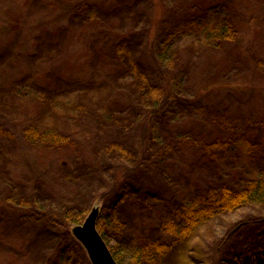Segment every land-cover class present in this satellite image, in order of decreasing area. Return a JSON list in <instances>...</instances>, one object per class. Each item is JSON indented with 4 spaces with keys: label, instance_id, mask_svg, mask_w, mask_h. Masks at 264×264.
I'll return each mask as SVG.
<instances>
[{
    "label": "rangeland",
    "instance_id": "rangeland-1",
    "mask_svg": "<svg viewBox=\"0 0 264 264\" xmlns=\"http://www.w3.org/2000/svg\"><path fill=\"white\" fill-rule=\"evenodd\" d=\"M18 2L28 4L22 28L2 34L6 11L11 8L18 13ZM159 2L164 13L157 24L155 45L185 17L200 13L210 23L231 21L237 39L216 40L215 35L199 33L184 36L161 63L162 56L152 58L144 49L154 26V0H0V45L5 48L1 54L13 61L0 71V92L5 94L1 100L15 109L20 124L17 139L0 134L6 144L5 157H0L1 264H47L56 248L59 226L60 230L68 226L72 234V227L82 223L95 205L105 210L102 236L129 264L141 243L162 234L160 217L166 207L195 197L191 194L201 182L235 176L243 166L253 169L251 161L261 157L264 0ZM43 19H48L46 24L27 31L30 23L36 26ZM212 27L207 25L214 31ZM113 31L133 34L126 40L128 46L124 44L128 47L124 54L104 49ZM141 66L150 74L158 75L159 70L168 75L178 98L169 104V122L165 117L161 139L149 144L143 162L136 164L134 154L140 153L142 138L149 139L151 133L148 125L141 124L140 114L135 115L143 108V99L148 101L136 83ZM30 71L43 75L44 84L53 87L54 76H60L54 98L42 94L39 77ZM212 82L215 88L197 96ZM86 92L87 99L80 94ZM89 97L97 101L98 114L86 109ZM108 99L116 102L115 118ZM0 113L5 112L0 109ZM28 113H36L42 129L69 135L67 145L25 140L21 121ZM193 130L194 136L197 131L201 134L198 150L184 142ZM163 141L173 142L175 150L168 152ZM211 142L220 145L209 147ZM122 166H128L127 174L118 179L116 170ZM116 201L122 202L117 225L107 209ZM241 211L207 222L190 245L223 239L233 227L244 224L241 216L249 209ZM79 244L71 256L74 261L67 263L91 264ZM197 261L174 255L165 264H213Z\"/></svg>",
    "mask_w": 264,
    "mask_h": 264
},
{
    "label": "trees",
    "instance_id": "trees-1",
    "mask_svg": "<svg viewBox=\"0 0 264 264\" xmlns=\"http://www.w3.org/2000/svg\"><path fill=\"white\" fill-rule=\"evenodd\" d=\"M154 3V26L151 29L149 40L146 42L144 49L145 53L151 55L152 58L154 54L162 56V60L158 62L162 63V61L166 59V56L170 53L178 39L184 36H191L194 33L206 34L208 37L215 35L216 40L234 41L237 39V34L234 32L233 23L231 21L222 22L221 19H218L210 23L211 19H208L205 13H200L185 17L182 22L171 29L172 32L167 35H162L155 45L153 42L156 35L157 24L164 12L159 0H154ZM17 4L21 5V8L18 9V13H15V10L11 8L7 9L6 12H8V14L3 19L1 33L2 31L9 33L22 26L23 15L28 8V4L26 2H18ZM73 9L74 7L66 8L64 12H70V10ZM62 14L64 13H61L59 17H61ZM56 19L57 18L49 20V22L51 23V21L53 22ZM206 19L208 20L207 22ZM47 21L48 19H43L36 26L30 23L27 31L34 30L46 24ZM207 25H213L212 28L214 31L207 29ZM111 33L110 40L107 42L105 41L104 49L107 52L113 49L117 54H124L128 48L125 47L124 44L127 45V38L133 34L130 32L121 33L114 31ZM4 50V45H0V63L3 62V65L0 67L1 72H3L2 68L5 64H13V61H9L8 58L1 54ZM141 67L142 70L139 77H137L138 81L136 83L141 93L147 97L148 101L143 99L140 103L143 108L141 111L135 112V115L138 116V113L140 114L141 124L143 126L148 125L151 128V133L149 139L145 136L142 138L143 141L140 146V153L134 154L137 159L135 161L136 164H141L143 162V157L149 151V144L161 139L160 135L162 124H164V118L167 117L169 122L167 115L170 111L169 104L178 98V92L173 90L171 78L168 75L163 74V72L159 70L158 75H154L153 73L150 74L147 68L144 66ZM30 73L36 74L39 77L38 83L43 89L42 94H47L50 98H54L60 76H54L56 84L53 87L49 86V84H44L46 82L43 75H38L35 71H30ZM16 75L17 73L12 75V80L16 78ZM14 85H16V83H14ZM216 86V82H212L207 87L201 89L197 96H201L205 93V90H210ZM248 89H251L249 84ZM80 94L87 99V92ZM1 97H5V94L2 96L0 92V109L5 112L0 113L2 114L0 116V134L3 136L9 135L6 136L5 139H17V134H20V130H18L20 124H18L19 120L15 119L17 118L14 113L15 109L6 103V99L1 100ZM94 97L97 99V95L94 94ZM113 99H108L107 101L109 111H112V117L117 115L116 110L113 109L116 103ZM85 102L84 105L86 109L92 114H98L100 108L93 97H89L88 101ZM50 106L53 108L52 104H50ZM36 118V113H28L26 118L21 121L22 124L25 125L22 132L25 140L33 144L48 140L47 142L49 144H53L51 146L67 145L70 140L69 135L57 130L53 131L49 128L42 129ZM172 120H174V116L170 118V122ZM164 125H166V122ZM195 131L196 130H193V132H191L192 134L186 135L184 140V142L188 143L187 148L191 150L192 148L195 150L199 149V137L201 134L197 131L196 136H194ZM181 142L182 141H180V143ZM163 143L168 152L175 150L173 142L163 141L161 145ZM232 143L234 144L235 142L233 141ZM207 145H211L209 147L216 146L217 148L220 144L218 142H211ZM5 148L6 144L0 141V157H5ZM164 158H168V156L164 155ZM251 164L254 167L253 169L243 166L244 169L248 170L247 172L242 168L235 176H225L220 177L218 180H211L205 183L201 182L200 189H196L194 193L191 194V196L195 197L189 198V201L188 199H182V201L175 202L173 207H166V210L160 217L162 234L158 237H150L141 243L129 264H165L166 260L174 255L176 257L183 256L187 262H192L193 259L198 260L197 262L213 261V264H264V150L261 157L256 159L255 163L251 161ZM127 167L128 166H122L120 169L117 168L116 172L118 179L125 178ZM121 203L122 202L117 201L113 202V204L107 208L109 211L108 213L113 217L116 225L120 222L119 218L121 216L119 210H121ZM244 209H249V212L246 211V213L241 216V218L245 217L244 220L246 219L243 222L244 224L233 227L234 229L230 234L225 235L223 239L218 240L215 238L212 241L210 239L202 240L200 242L197 241L196 244L190 245V240L195 237L199 229L207 222L219 216L231 215ZM104 212V209L100 211L97 220L98 230L103 235L106 231V223L102 217ZM75 220L76 222L80 221L79 218ZM62 225H64V223ZM60 226L58 229L59 231L55 234L56 248L48 258V261H46L47 264H68L67 262L74 261L71 256L73 252L75 253V249L80 247L79 242L73 238L68 226H65L61 230ZM69 240L73 241V243L70 244L72 248L70 252L66 254ZM215 241H218L219 244L214 245ZM111 251L120 264H126L117 253V249L111 248ZM85 264L90 263L87 262Z\"/></svg>",
    "mask_w": 264,
    "mask_h": 264
},
{
    "label": "water",
    "instance_id": "water-1",
    "mask_svg": "<svg viewBox=\"0 0 264 264\" xmlns=\"http://www.w3.org/2000/svg\"><path fill=\"white\" fill-rule=\"evenodd\" d=\"M99 212V206H93L84 221L72 227V234L87 251L91 264H120L98 230Z\"/></svg>",
    "mask_w": 264,
    "mask_h": 264
}]
</instances>
